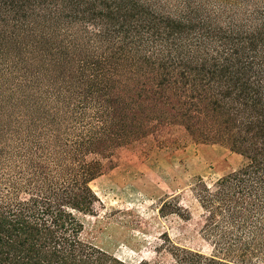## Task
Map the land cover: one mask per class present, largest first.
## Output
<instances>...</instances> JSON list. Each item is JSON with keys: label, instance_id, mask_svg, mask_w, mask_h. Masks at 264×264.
Wrapping results in <instances>:
<instances>
[{"label": "trees", "instance_id": "trees-1", "mask_svg": "<svg viewBox=\"0 0 264 264\" xmlns=\"http://www.w3.org/2000/svg\"><path fill=\"white\" fill-rule=\"evenodd\" d=\"M162 125L245 161L198 180L214 254L174 264L264 260V0H0V264H127L81 216L104 160Z\"/></svg>", "mask_w": 264, "mask_h": 264}, {"label": "rangeland", "instance_id": "rangeland-1", "mask_svg": "<svg viewBox=\"0 0 264 264\" xmlns=\"http://www.w3.org/2000/svg\"><path fill=\"white\" fill-rule=\"evenodd\" d=\"M117 79L115 87L131 97V71ZM104 163L103 175L91 184L99 201L93 214L81 216L84 241L127 264H174L172 245L214 254L194 187L199 179L211 183L241 168L240 155L196 142L182 125H162L115 149Z\"/></svg>", "mask_w": 264, "mask_h": 264}]
</instances>
